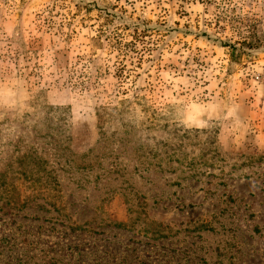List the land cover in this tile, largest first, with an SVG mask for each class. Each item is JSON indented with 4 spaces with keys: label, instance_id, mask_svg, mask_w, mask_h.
Listing matches in <instances>:
<instances>
[{
    "label": "rangeland",
    "instance_id": "rangeland-1",
    "mask_svg": "<svg viewBox=\"0 0 264 264\" xmlns=\"http://www.w3.org/2000/svg\"><path fill=\"white\" fill-rule=\"evenodd\" d=\"M0 264H264V0H0Z\"/></svg>",
    "mask_w": 264,
    "mask_h": 264
}]
</instances>
